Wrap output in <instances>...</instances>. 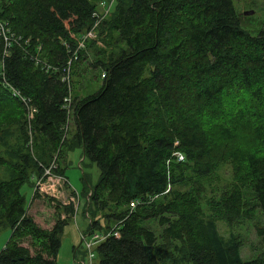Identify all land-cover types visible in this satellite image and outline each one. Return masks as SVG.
<instances>
[{
	"label": "trees",
	"instance_id": "16d2710c",
	"mask_svg": "<svg viewBox=\"0 0 264 264\" xmlns=\"http://www.w3.org/2000/svg\"><path fill=\"white\" fill-rule=\"evenodd\" d=\"M112 1L0 0V114L15 107L19 126L17 147L4 141L0 153V167L11 175L0 180V233L12 232L0 264H59L68 220L43 229L28 216L21 189L65 147L83 148L100 170L97 185L84 191L92 211L88 233L114 228L96 220L111 208L103 217L120 224V237L97 247V264H264V250L244 261L241 239L221 236L217 217L177 187L185 173L210 175L228 152L247 183L223 192L215 204L219 216L230 228L258 211L264 221V32L251 36L242 28L233 0H115L98 31L116 34L126 47L116 55L101 52L94 67L106 75L102 88L75 97L63 71L75 54L73 64L83 61L79 40L98 21V5ZM237 91L248 100L239 115L261 145L256 151L221 150L237 132L224 108ZM175 151L184 162L172 159ZM56 173L64 176L60 165ZM65 210L73 216V207ZM257 235L264 244V227ZM28 239L34 252L22 245Z\"/></svg>",
	"mask_w": 264,
	"mask_h": 264
},
{
	"label": "rangeland",
	"instance_id": "374dc122",
	"mask_svg": "<svg viewBox=\"0 0 264 264\" xmlns=\"http://www.w3.org/2000/svg\"><path fill=\"white\" fill-rule=\"evenodd\" d=\"M110 1V0H108ZM236 11L241 20L242 28L251 34V36H258L264 32V0H233ZM110 3V2H109ZM116 2L111 7V14L114 12ZM98 10L102 12V6L98 5ZM96 31L95 37L91 38L94 44L89 43L90 47L85 48L83 61L73 64L74 70L71 73L70 89L72 88V95L79 98L93 95L102 88L103 85V69L101 67L95 68L94 65L98 61L104 59L101 52L106 55L118 54L126 46L118 42L116 34H109L107 31ZM90 41V40H89ZM74 71V72H73ZM72 97V96H71ZM73 99V98H72ZM248 100H245L244 94L240 92L232 93V96L224 100V108L227 114H230V127L236 125L237 132L234 133V138H231L226 147L221 146L222 149L234 150L242 148L247 151H256L261 147L260 143L256 141L248 129L245 119L240 117L242 105L247 108ZM240 109L239 112H237ZM15 107H10L0 114V153H4V141L12 148H16L19 140L18 125L13 122L17 116ZM247 112V111H245ZM236 113V114H235ZM232 116H235L232 118ZM228 125V124H227ZM255 127V126H254ZM75 133L74 117H70L67 137L72 138ZM228 152L217 157L213 164L212 173L210 175L199 177L191 172L185 173L182 183L177 186L178 189L186 194L197 198L200 202L203 211L208 217H217V225L221 236L228 239L232 233L237 235L242 241L241 256L244 261H251L257 259L264 250V244L261 238L257 235V227H264L263 215L258 211L253 220L243 221L235 224L230 228L225 219L219 216L215 208V204L220 200L223 192L229 190L235 185L240 186L241 183H247L246 171H237L235 164L228 159ZM7 159L13 160L11 156H6ZM57 159V157H56ZM57 165L63 169L64 176L68 181V191L66 195L73 196L75 193L79 197L78 212L73 216H68L65 212V207L60 201H53L49 198L40 197L34 194L33 179L23 186L21 194L25 197L27 202V214L32 217L36 224L46 230H51L59 220H68V225L65 227L61 238V249L58 254L59 264H80L84 261L89 264V259L82 241V234H88L90 226V218L88 211L91 209L88 206L89 196L85 195L84 191H90L94 188L100 179V170L97 165L90 163L85 159L83 148L77 147L72 150L68 148L63 149V153L57 159ZM217 163V164H216ZM11 177L7 168L0 167V180H8ZM252 199V198H249ZM94 208V207H93ZM114 208L110 211L101 213L96 219L100 223L101 228L108 225L115 227L116 220L104 218L110 212H115ZM262 216V217H261ZM151 227L157 232L160 231L158 224L152 222ZM94 234L103 235L101 230H94L93 235H88L87 240L91 241ZM12 236L10 230H5L0 233V253L6 248ZM23 246L30 248L34 252L32 240L24 241ZM76 250V251H75ZM97 264V259H95Z\"/></svg>",
	"mask_w": 264,
	"mask_h": 264
},
{
	"label": "built area",
	"instance_id": "2783aa9c",
	"mask_svg": "<svg viewBox=\"0 0 264 264\" xmlns=\"http://www.w3.org/2000/svg\"><path fill=\"white\" fill-rule=\"evenodd\" d=\"M116 2L113 0L112 2H103L101 3L102 6V12L95 13V17L97 18V22L94 26V28L83 35L81 39L79 40V48L78 50H84L86 48V43L88 40H91V38L95 37V33L100 25V23L110 15L111 7L113 3ZM9 45V44H8ZM11 46V44H10ZM8 46V48H10ZM9 54V52H6ZM77 54H75L74 59H72L67 69L63 71V77L62 81L69 85L71 82V72H72V66L73 63L77 60ZM37 64H42L45 66L46 70H50L51 67H47L45 64H43L39 59ZM105 74H103V78H105ZM14 96H19V93L14 92ZM25 103H27L25 100H23ZM72 102V97L70 96L68 99L65 100L66 108L70 109ZM35 110H31L29 114V119L32 120L34 118ZM178 145V143H176ZM173 160H177V162L181 163L185 161V156L179 151H175L172 155ZM170 161L168 162V164ZM57 159L55 158L54 161L51 163L49 167L44 168V174L41 177H35L33 179L34 181V194L38 196H42L44 198L52 199L53 201L57 202L60 201L62 203L61 205L65 208L73 207L74 214L78 212L79 207V197L74 193L73 196L66 195V192L68 191V181L65 176L57 174L56 170L58 169L57 165ZM70 190V189H69ZM136 208V203L133 202L130 204V209L133 211ZM73 214V215H74ZM70 216V215H68ZM120 224L116 225L110 232L104 233L103 235L94 234V238H92L91 241L87 240L88 235H93L94 232L88 233V234H82V241L85 245V249L87 252V256L89 259V264H96L95 259H97L96 249L99 246V244H102L110 237H120ZM80 264H86L84 261H82Z\"/></svg>",
	"mask_w": 264,
	"mask_h": 264
}]
</instances>
